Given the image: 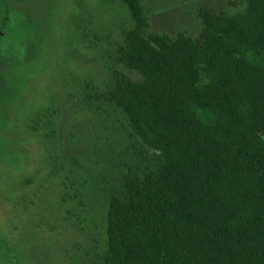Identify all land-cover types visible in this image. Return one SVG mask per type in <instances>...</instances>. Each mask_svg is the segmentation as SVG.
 Masks as SVG:
<instances>
[{
	"label": "trees",
	"instance_id": "trees-1",
	"mask_svg": "<svg viewBox=\"0 0 264 264\" xmlns=\"http://www.w3.org/2000/svg\"><path fill=\"white\" fill-rule=\"evenodd\" d=\"M118 1L116 61L140 79L83 81L84 100L119 112L139 144L108 197L102 263L264 264V0L200 9L198 44L151 31L143 0Z\"/></svg>",
	"mask_w": 264,
	"mask_h": 264
},
{
	"label": "rangeland",
	"instance_id": "rangeland-1",
	"mask_svg": "<svg viewBox=\"0 0 264 264\" xmlns=\"http://www.w3.org/2000/svg\"><path fill=\"white\" fill-rule=\"evenodd\" d=\"M143 1L151 31L197 44L200 9L244 6ZM108 2L0 0L10 11L0 14V264H103L108 197L139 148L119 112L84 100V80L105 84L114 70L140 79L116 61L129 21L118 0Z\"/></svg>",
	"mask_w": 264,
	"mask_h": 264
}]
</instances>
